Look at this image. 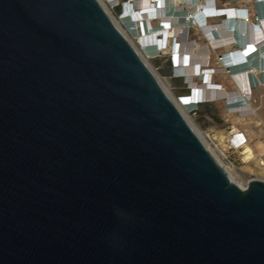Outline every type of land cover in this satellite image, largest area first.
I'll list each match as a JSON object with an SVG mask.
<instances>
[{
  "label": "water",
  "instance_id": "water-1",
  "mask_svg": "<svg viewBox=\"0 0 264 264\" xmlns=\"http://www.w3.org/2000/svg\"><path fill=\"white\" fill-rule=\"evenodd\" d=\"M0 264H264V182H230L96 0H0Z\"/></svg>",
  "mask_w": 264,
  "mask_h": 264
},
{
  "label": "bare ground",
  "instance_id": "bare-ground-1",
  "mask_svg": "<svg viewBox=\"0 0 264 264\" xmlns=\"http://www.w3.org/2000/svg\"><path fill=\"white\" fill-rule=\"evenodd\" d=\"M96 1L224 170L230 182L244 190L248 183H240L236 172L226 167L218 156L220 152L217 151L223 147L222 133L214 134L217 146L216 150L211 149L205 141L206 137L199 133L187 114L199 101L212 102L227 97L228 103H231L227 110L231 113L234 128L231 135L236 136L231 140L232 146H241L242 155L247 161H253L258 169V178L264 179L263 164L253 155V151L261 155L264 144L257 140L252 149L247 143L241 144L242 140L235 128L236 125L243 127L249 138H258L262 133L263 119L257 113L260 109L247 102L251 91H248L249 85L247 87L244 77L249 76L248 83L260 84V89L264 88V0H226L222 8L217 7L218 0H126L128 2L122 6L117 20L111 16L110 9L119 0ZM237 46L239 49L236 48V55L239 58H234L228 64L223 62L225 65H238L230 69L232 74H238L231 80L235 89L230 94L222 88L216 90L212 84L213 76L205 70L201 73L198 65H206L213 50L217 52ZM165 48L169 50L173 68L162 76L152 71L149 61L157 57L160 49L162 51ZM195 76H198L200 82L195 80ZM176 81L188 86L192 95L177 101L169 92ZM251 125L258 129V134L252 132Z\"/></svg>",
  "mask_w": 264,
  "mask_h": 264
},
{
  "label": "rangeland",
  "instance_id": "rangeland-1",
  "mask_svg": "<svg viewBox=\"0 0 264 264\" xmlns=\"http://www.w3.org/2000/svg\"><path fill=\"white\" fill-rule=\"evenodd\" d=\"M121 2H126V0H121ZM226 5V0H218L217 7L222 8ZM111 16L117 20L120 15V7L110 9ZM236 49H223L220 51H212L211 57L209 58V64L212 69H224L229 67L228 64L234 58L238 59L236 55ZM224 57L225 62H221L220 58ZM219 61V62H218ZM169 50L166 48L159 53L156 58L149 61V66L152 71L157 75L165 76L169 73L172 68ZM222 74V75H221ZM221 75V76H220ZM233 78H231L226 71L223 70L222 73H217L213 75L212 84L222 88L224 91L229 94L235 89L233 86ZM182 89H186V86L179 81L174 82V84L169 88V92L171 95L177 100L180 101L182 98ZM264 96V88L258 89L252 93V98L255 100V106L260 110L258 115L263 119V125L261 127L262 133L259 134L258 138H249L248 134L245 133V129L241 126L236 125V132L238 135H243L246 143L251 149L254 147L255 142L257 140L261 143H264V100L262 97ZM254 106V105H253ZM227 109L225 102L212 101L211 104L198 106L197 112L195 115H189V118L195 128L201 133L204 137H209L214 141L215 146H217V141L213 138L216 132H221V143L223 145L222 148L218 150L220 154L224 157L225 162H222L226 167L233 169L239 177V182L243 185L249 183L251 181H261L264 182V179L258 178L257 173L258 169L254 166L253 161H247L245 156H243L241 150H234L232 148V139L235 138V135H231L234 131L233 128V119L230 116H226L225 110ZM252 132L258 134V129H255L253 125H251ZM253 151V150H252ZM253 155L258 159V154L256 151H253Z\"/></svg>",
  "mask_w": 264,
  "mask_h": 264
},
{
  "label": "built area",
  "instance_id": "built-area-1",
  "mask_svg": "<svg viewBox=\"0 0 264 264\" xmlns=\"http://www.w3.org/2000/svg\"><path fill=\"white\" fill-rule=\"evenodd\" d=\"M128 2V1H127ZM127 2H121V0H119L118 1V3L114 6V7H112V9H114V8H117V7H120V12H121V9H122V6H124V4L125 3H127ZM233 46V45H232ZM232 48H238V46L237 47H232ZM239 49V48H238ZM213 51H216V50H213ZM225 58L224 57H222V58H220V60H221V62H225V60H224ZM172 63V62H171ZM238 65H232V66H229V67H227V68H224L223 70L224 71H226L227 73H228V75L231 77V78H234L236 75H238V74H232L231 73V71H230V69H234L235 67H237ZM172 68H173V64H172ZM198 68H199V71L202 73L203 72V70H205L206 72H210V76H213L215 73L217 74V73H222L223 72V70L221 69V70H217V71H215L214 72V70H212V69H209L210 68V65H209V60L207 61V64L206 65H198ZM245 79H244V81L246 82V85L248 84L249 85V88H248V91L250 92L251 91V93L248 95V97H247V99H248V103H250V104H252V105H255L256 104V102H255V100L252 98V93L254 92V91H256V90H258V89H260L261 87H260V84H254L253 85V83H248L249 81H248V79H249V76H247V77H244ZM195 80H197L198 82H200V79L198 78V76H195ZM248 85H247V87H248ZM186 86V85H185ZM217 88H219V87H215V89L216 90H218ZM186 89L187 90H189V92H190V95H192V91L188 88V86H186ZM262 99L264 100V96L262 97ZM219 102H225L226 103V107H228L229 106V104H231L230 102L228 103V101H227V97L226 98H223L222 97V99L221 100H219ZM242 102V101H241ZM212 102H204V101H202V102H197L194 106H195V108L193 109V110H190V111H187V114L188 115H195V113L197 112V108H198V106H203V105H207V104H211ZM225 112H226V116H231V113L226 109L225 110ZM238 137H240L241 138V144H245L246 143V141H245V138L243 137V135H238ZM205 141L207 142V144H208V146L211 148V149H215L216 150V146H215V144H214V141L211 139V138H209V137H206V139H205ZM264 144V143H263ZM206 147V146H205ZM241 146H239V147H237V148H235L234 146H232V148L234 149V150H241V148H240ZM264 149V148H263ZM242 151V150H241ZM218 152V151H217ZM219 153V152H218ZM242 153H243V151H242ZM218 156H219V158L221 159V161L222 162H225V159H224V157L219 153L218 154ZM258 157V159L257 160H260L261 162V164H263V167H264V150H263V153L261 154V155H258L257 156Z\"/></svg>",
  "mask_w": 264,
  "mask_h": 264
},
{
  "label": "trees",
  "instance_id": "trees-1",
  "mask_svg": "<svg viewBox=\"0 0 264 264\" xmlns=\"http://www.w3.org/2000/svg\"><path fill=\"white\" fill-rule=\"evenodd\" d=\"M189 95H190L189 90L182 89V94H181L182 98H187Z\"/></svg>",
  "mask_w": 264,
  "mask_h": 264
}]
</instances>
